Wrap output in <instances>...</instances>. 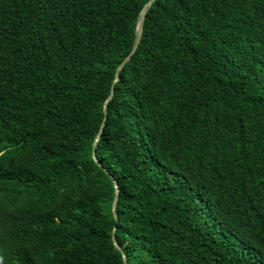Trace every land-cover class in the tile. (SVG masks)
I'll return each mask as SVG.
<instances>
[{"label": "trees", "instance_id": "trees-1", "mask_svg": "<svg viewBox=\"0 0 264 264\" xmlns=\"http://www.w3.org/2000/svg\"><path fill=\"white\" fill-rule=\"evenodd\" d=\"M149 1L0 0V264H264V0H156L93 159Z\"/></svg>", "mask_w": 264, "mask_h": 264}, {"label": "water", "instance_id": "water-1", "mask_svg": "<svg viewBox=\"0 0 264 264\" xmlns=\"http://www.w3.org/2000/svg\"><path fill=\"white\" fill-rule=\"evenodd\" d=\"M156 0H150L143 8V10L141 11V14H140V17L138 19V22H137V27H136V36H135V41H134V46H133V50L131 52L130 55L127 56V58L123 61V63H121L119 66H118V69H117V72H116V78L114 80V84L112 85V89H111V93L108 97V99L105 101V104H104V115H105V118H104V121L102 123V128L94 142V146H93V159L94 161L101 167V164L98 162V159H97V156H96V148H97V144L101 138V135L103 133V128L104 126L106 125V120H107V113H108V104H109V101L111 100V98L113 97V94H114V91H115V83L120 79L119 77V72L120 70H123L124 67L126 66V64H128L131 59H132V56L136 53V51L138 50L139 46H140V43L142 41V38H143V32H144V26H145V20L147 18V14L149 13V10L150 8L152 7V5L154 4ZM104 171L108 174V171L106 169H104ZM112 178V181H113V184L115 186V199H114V202H113V214H114V217L115 219H118V216H117V202H118V199H119V196H120V188L118 186V182L115 180L114 177H111ZM115 232V230H114ZM113 241H114V245L115 247L121 252L123 253L124 255V258H125V264H128V258H127V255L123 249V247L120 246V244L116 241V238L115 236H113Z\"/></svg>", "mask_w": 264, "mask_h": 264}]
</instances>
